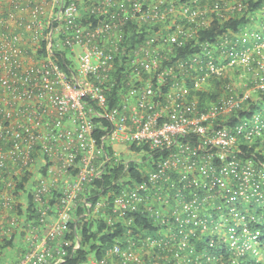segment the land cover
<instances>
[{
  "label": "built area",
  "instance_id": "built-area-1",
  "mask_svg": "<svg viewBox=\"0 0 264 264\" xmlns=\"http://www.w3.org/2000/svg\"><path fill=\"white\" fill-rule=\"evenodd\" d=\"M183 1L0 0V240L11 235L2 219L22 203L30 248L17 264H69L71 248L81 246V233L68 238L77 218L125 227L123 244L77 264H204L193 257L194 237L228 229L236 248L240 233L257 239L250 223L254 205L264 204V168L240 147L264 137V120L223 123L264 91V5L244 32L198 41L190 58L167 64L215 16L224 22L252 0L194 9ZM131 26L141 41L127 42ZM253 59L254 86L241 90L232 79L205 107L188 98L210 78H236L228 69ZM117 145L123 190L92 200L94 182L122 161ZM133 145L143 149L129 151ZM131 161L141 165V180L128 174Z\"/></svg>",
  "mask_w": 264,
  "mask_h": 264
},
{
  "label": "trees",
  "instance_id": "trees-1",
  "mask_svg": "<svg viewBox=\"0 0 264 264\" xmlns=\"http://www.w3.org/2000/svg\"><path fill=\"white\" fill-rule=\"evenodd\" d=\"M224 0H200L198 4H193L192 0H184L183 3L186 6H190L191 9L194 7H214L217 3H223ZM223 5V4H221ZM264 5V0H258L257 2L252 0L250 1L249 7L244 9L243 13H238L235 17H232L226 21H219V19L215 16L214 21L208 29L201 30L196 34V39L194 38L190 43L186 44L183 47H176L175 57H170V61H166L167 64H171L173 61H182L190 58V56L195 54L198 46H193L194 43L198 41L204 40H217L221 35L226 34L229 30L235 31L236 33H242L245 31V28L249 26L251 23V18L249 14H253L257 12ZM137 27V25H136ZM154 28H158V26H154ZM135 27L131 26L128 28L126 40L131 41L132 43L139 42L145 36L144 34H140L139 36L134 33ZM253 29H256L255 27ZM138 36V37H137ZM237 40L239 37L234 36ZM192 54V55H190ZM172 61V62H171ZM253 59V62L249 67H244L242 65L236 66L234 68H229L228 70H233L236 78L228 73L223 77L210 78L209 83L207 84L206 91H192L189 95V99H194L197 97L199 104L204 106V104H208L210 101L217 99L225 90V86L232 79L236 80L237 86L241 88V90H246L249 87L254 86L253 74L254 69L256 67V62ZM116 77V83L120 84L123 80V75L121 73ZM240 75H243V83ZM254 83V84H253ZM170 84H168L169 86ZM168 86L164 87V91L168 90ZM120 85H116L113 88L112 94L116 96L119 92L118 88ZM205 107V106H204ZM264 111V91L257 90L254 93V97H252L244 108H242L239 112H234L226 117V121L223 123L224 125H237L244 124V119L252 120L256 117H261L264 120V117L261 115V112ZM253 124L254 121L252 120ZM96 135L100 136L101 131L96 129ZM243 152L248 154H253L255 156L257 167L264 168V152L262 148H264V137H260L259 139H255L252 143V147L244 144L240 147ZM143 148L141 146L133 145L129 148V151H141ZM112 151L111 147L107 146L106 151ZM127 156V153H125ZM39 163H35L37 166ZM140 164L131 161L128 164V174L132 177H135L138 180H141L142 173L139 170ZM126 165L122 161L119 163H115L107 166L106 173L103 175L101 179H98L94 182L93 188L91 189V199L94 200L99 194L108 193L109 191L119 192L123 190V175L124 168ZM47 166H44L42 172H46ZM127 173V172H126ZM29 181V175H25L23 179L18 181L16 187V199H21V193L26 191V183ZM29 198V207L28 213L32 214L33 200L32 197ZM220 203V200H219ZM223 203V202H222ZM112 205V204H111ZM110 205V206H111ZM223 206V204H222ZM26 210L23 209L22 203L18 202L16 205L14 204L13 209L8 211V216H6L3 220V226L9 231V234L2 236V240H0V264H17L24 253L30 248L26 243L25 232L22 230L23 228H27L25 221H23L24 216L26 215ZM110 208L108 209V215L110 214ZM252 213L255 216V221L250 223L251 231L256 234L258 233L257 239L250 240L248 236L244 233H240L237 246L232 247L231 241L228 237V229H223L222 232L224 236L214 235L208 233L206 236L194 237L192 239V244L195 246L196 251L193 254V257H200V261L204 264H264V204H256L252 208ZM78 216L83 213V208L80 206L78 211ZM1 214V210H0ZM138 223H141L140 217L136 220ZM25 223V224H24ZM144 223H149V221H144ZM25 225V226H24ZM72 228V232L68 233V238L74 240L75 239V230L76 233L82 234L81 246L76 249L74 252L72 248L68 255L69 264H77L81 261H86L89 257V254L96 253V256L101 257L103 255V248L108 247L115 242V240L120 239L123 244V232L125 231V227L123 226V222L115 223L114 225H110L108 221L104 218L96 219V221L91 219L77 218L75 221H72L70 224ZM148 227H152L148 225ZM226 230V232H225ZM1 231V229H0ZM227 234V235H226ZM21 240L25 245L23 248L18 249V256L15 259L8 260V250L10 248H14L15 244ZM251 243V246L248 247V244ZM247 245V246H246Z\"/></svg>",
  "mask_w": 264,
  "mask_h": 264
},
{
  "label": "rangeland",
  "instance_id": "rangeland-1",
  "mask_svg": "<svg viewBox=\"0 0 264 264\" xmlns=\"http://www.w3.org/2000/svg\"><path fill=\"white\" fill-rule=\"evenodd\" d=\"M117 151L123 156V145H117L116 146ZM22 196V195H21ZM19 198H21L19 196ZM226 232V230H225ZM25 245V243H23L21 240H19L16 244L14 248H10L8 250L9 256H8V260L11 259H15L18 256V249L23 248V246Z\"/></svg>",
  "mask_w": 264,
  "mask_h": 264
}]
</instances>
